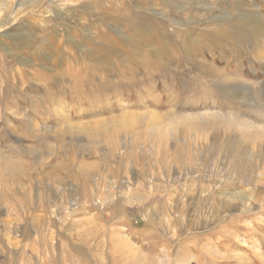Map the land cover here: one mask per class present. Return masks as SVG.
Here are the masks:
<instances>
[{
  "label": "rangeland",
  "instance_id": "rangeland-1",
  "mask_svg": "<svg viewBox=\"0 0 264 264\" xmlns=\"http://www.w3.org/2000/svg\"><path fill=\"white\" fill-rule=\"evenodd\" d=\"M0 264H264V0H0Z\"/></svg>",
  "mask_w": 264,
  "mask_h": 264
},
{
  "label": "bare ground",
  "instance_id": "bare-ground-1",
  "mask_svg": "<svg viewBox=\"0 0 264 264\" xmlns=\"http://www.w3.org/2000/svg\"><path fill=\"white\" fill-rule=\"evenodd\" d=\"M115 10V9H114ZM112 14V13H111ZM121 17V16H120ZM242 32V31H241ZM237 35H238V37L240 38V39H245V40H247V41H249V39H247V38H242V36H240L239 35V33H237ZM136 121V120H135Z\"/></svg>",
  "mask_w": 264,
  "mask_h": 264
}]
</instances>
